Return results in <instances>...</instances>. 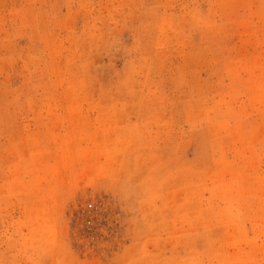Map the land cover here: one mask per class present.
Returning <instances> with one entry per match:
<instances>
[{"label":"rangeland","instance_id":"1","mask_svg":"<svg viewBox=\"0 0 264 264\" xmlns=\"http://www.w3.org/2000/svg\"><path fill=\"white\" fill-rule=\"evenodd\" d=\"M0 264H264V0H0Z\"/></svg>","mask_w":264,"mask_h":264}]
</instances>
